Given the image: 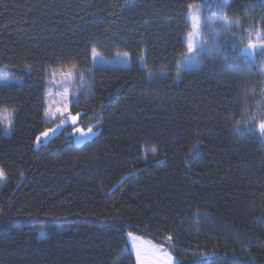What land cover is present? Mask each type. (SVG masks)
<instances>
[{
  "label": "trees",
  "instance_id": "trees-1",
  "mask_svg": "<svg viewBox=\"0 0 264 264\" xmlns=\"http://www.w3.org/2000/svg\"><path fill=\"white\" fill-rule=\"evenodd\" d=\"M223 2L0 0V264H136L128 233L177 264H264V55L239 52L264 3ZM190 5L203 46L182 70ZM93 48L132 64L91 68ZM50 67L85 73L82 145L67 127L35 147Z\"/></svg>",
  "mask_w": 264,
  "mask_h": 264
},
{
  "label": "rangeland",
  "instance_id": "rangeland-1",
  "mask_svg": "<svg viewBox=\"0 0 264 264\" xmlns=\"http://www.w3.org/2000/svg\"><path fill=\"white\" fill-rule=\"evenodd\" d=\"M189 23L191 25L190 31L185 35L184 40L188 47L189 44L192 45V52H186L183 59L178 62V66L182 70H193L197 67V57L200 54L203 46V34H202V23L203 16L202 11L199 7H191L187 13ZM197 20L199 24H197ZM191 34V35H190ZM249 42L256 44L259 47V41L256 39L255 32L253 33V40H249ZM248 42V43H249ZM248 43L240 46L239 52L242 54L241 50H245L248 47ZM127 53V56H125ZM243 55V54H242ZM245 57H248L244 55ZM143 57V60L141 59ZM139 59L140 66L142 68L145 67V54H143ZM132 64V58L130 53L128 52H116L112 56H104L98 50L95 53L92 51L91 55V68L97 67H128ZM56 70V75H52V70ZM71 71L73 73L72 76H69L67 73ZM63 73V75L61 74ZM84 71L80 70L77 67H56L48 69V85L46 87L45 92V114L44 120L48 123V127L46 130L38 136L35 142V147L38 148L42 144H46L51 138H53L56 134L65 130L67 127L70 128L68 130V134H71L73 137V141L76 145H82L87 141L95 138L100 129L96 127H91L88 129H83L78 125L79 116L75 124L72 123L71 120L67 119L68 114L70 113L72 116H77L72 110L73 105L76 103L77 99V90L75 89L76 84L79 80H84ZM166 74V72H163ZM14 79L9 76L0 74V83L7 84ZM67 106V110L64 111V114L61 115L56 111L57 108L65 109ZM47 113V115H46ZM13 118V112L11 110H0V124L3 127V130L6 134L11 132V122ZM65 122L62 124L61 121ZM55 130V131H53ZM45 133H47L45 135ZM264 136V135H263ZM2 180V179H1ZM131 234V235H129ZM135 237V239H133ZM128 247L125 248L124 253L131 252L135 257L136 264L137 257L136 252L139 250L141 261L143 264H153V260L159 257V253L166 252L171 255L175 264H177L176 258L170 253V251L151 240L128 233L127 234Z\"/></svg>",
  "mask_w": 264,
  "mask_h": 264
},
{
  "label": "snow or ice",
  "instance_id": "snow-or-ice-1",
  "mask_svg": "<svg viewBox=\"0 0 264 264\" xmlns=\"http://www.w3.org/2000/svg\"><path fill=\"white\" fill-rule=\"evenodd\" d=\"M228 0H224L223 3H221L220 5H218V9L219 11H224L225 7L227 5ZM262 3H264V0H261ZM191 8V5L189 6ZM197 24H199V21L197 20ZM223 27L226 30H231L233 27H237V28H241L242 29V25H240L239 23H233L231 21H225L223 22ZM256 29L255 24L252 26V29L249 30V38L251 40V36H252V31ZM191 35V34H190ZM255 35H256V39L257 41H259V47H257L256 44H253L251 42L248 43V47L245 50H241L243 55L248 56L249 58L254 60L255 55L258 53L260 55H264V13H261V20H260V28L259 30L255 31ZM242 38V37H241ZM192 45L189 44L188 45V51L189 53L192 52ZM93 53L96 52V49L93 48ZM125 56H127V53H125ZM141 59L143 60V57H141ZM261 71H264V68L261 69ZM61 74L63 75V73L61 72ZM69 76H72L73 73L71 71H69L67 73ZM52 75L55 76L56 75V70L53 69L52 70ZM0 86H2V84H0ZM67 110V106H65V109H60L57 108L56 111L59 112L61 115L64 114V111ZM47 115V113H46ZM79 114H77V116H72L70 113L68 114L67 119L71 120L73 124L76 123L77 118H78ZM65 121L62 120L61 123L63 124ZM55 131V130H53ZM259 131L262 135H264V122H261L259 124ZM47 133H45L46 135ZM39 140V138H38ZM3 178V171L0 170V179ZM131 235V234H129ZM133 239H135V237H133ZM136 257H137V262L138 264H143V262L141 261V256H140V252L139 250L136 252ZM153 264H175L173 258L171 257V255L169 253L166 252H160L159 253V257L153 260Z\"/></svg>",
  "mask_w": 264,
  "mask_h": 264
}]
</instances>
